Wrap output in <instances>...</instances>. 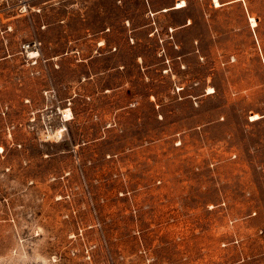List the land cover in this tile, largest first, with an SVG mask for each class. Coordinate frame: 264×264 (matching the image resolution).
<instances>
[{
    "label": "rangeland",
    "instance_id": "374dc122",
    "mask_svg": "<svg viewBox=\"0 0 264 264\" xmlns=\"http://www.w3.org/2000/svg\"><path fill=\"white\" fill-rule=\"evenodd\" d=\"M0 264H264V0H0Z\"/></svg>",
    "mask_w": 264,
    "mask_h": 264
},
{
    "label": "bare ground",
    "instance_id": "6f19581e",
    "mask_svg": "<svg viewBox=\"0 0 264 264\" xmlns=\"http://www.w3.org/2000/svg\"><path fill=\"white\" fill-rule=\"evenodd\" d=\"M30 53L32 54L33 51H31ZM208 89H210V91L213 90L211 87H209ZM62 113H63V116L65 117L64 119H69L71 116L68 108H65L64 110H62Z\"/></svg>",
    "mask_w": 264,
    "mask_h": 264
}]
</instances>
